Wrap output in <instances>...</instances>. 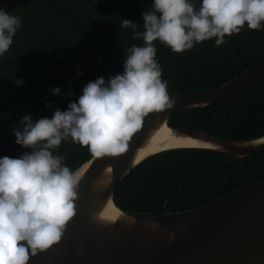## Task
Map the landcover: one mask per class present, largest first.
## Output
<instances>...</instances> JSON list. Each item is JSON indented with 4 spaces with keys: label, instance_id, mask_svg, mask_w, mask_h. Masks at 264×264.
I'll list each match as a JSON object with an SVG mask.
<instances>
[{
    "label": "trees",
    "instance_id": "16d2710c",
    "mask_svg": "<svg viewBox=\"0 0 264 264\" xmlns=\"http://www.w3.org/2000/svg\"><path fill=\"white\" fill-rule=\"evenodd\" d=\"M150 4L151 0H30L11 12L21 25L0 56V157H18L27 150L14 142L12 133L22 116L51 117L57 107L64 110L75 101L87 82L122 72L124 50L142 40L119 27L121 18L142 30L141 13ZM225 40L216 46L212 38L180 53L154 41L168 93L214 89L264 60V26H244ZM17 78L23 79L21 86L14 83ZM54 87L60 94L51 93ZM169 125L231 140L263 136L264 78L225 102L179 110ZM56 151L70 169L77 170L91 157L87 146L70 139ZM263 177L264 150L234 159L209 148H172L130 169L116 184L114 203L132 212L184 211Z\"/></svg>",
    "mask_w": 264,
    "mask_h": 264
},
{
    "label": "clouds",
    "instance_id": "9594fccd",
    "mask_svg": "<svg viewBox=\"0 0 264 264\" xmlns=\"http://www.w3.org/2000/svg\"><path fill=\"white\" fill-rule=\"evenodd\" d=\"M141 17L142 30L121 18L119 27L142 40L124 50L122 72L87 82L75 101L64 110L57 107L51 117L22 116L12 130L14 142L27 150L0 157V264H27L29 255L61 239L74 216L82 174L57 153L62 141L87 146L93 158L117 156L148 113L173 106L154 41L174 53L212 38L219 46L244 26H264V0H151ZM20 25L19 16L0 7V56ZM14 83L21 86L23 79ZM50 91L60 94L59 87ZM102 177L97 185L109 182L110 176Z\"/></svg>",
    "mask_w": 264,
    "mask_h": 264
},
{
    "label": "water",
    "instance_id": "95a60500",
    "mask_svg": "<svg viewBox=\"0 0 264 264\" xmlns=\"http://www.w3.org/2000/svg\"><path fill=\"white\" fill-rule=\"evenodd\" d=\"M30 0H0L11 13ZM264 78V60L214 89H189L169 94L171 108L148 113L133 133L125 152L92 156L77 189L75 214L59 241L27 264H264V177L220 198L189 210L151 213L122 210L114 203L116 184L155 150L169 128L204 146L232 154L234 159L264 150V135L250 140L225 139L214 134L169 125L171 116L190 107L215 105L249 90ZM192 147V146H191ZM102 174L106 185H97ZM113 206L114 212L106 211Z\"/></svg>",
    "mask_w": 264,
    "mask_h": 264
},
{
    "label": "bare ground",
    "instance_id": "6f19581e",
    "mask_svg": "<svg viewBox=\"0 0 264 264\" xmlns=\"http://www.w3.org/2000/svg\"><path fill=\"white\" fill-rule=\"evenodd\" d=\"M196 147V146H204L203 143L197 141L196 139L187 137L185 135H182L181 133H178L176 131H172L169 128H163L161 131L157 141H156V147L155 150L157 149H164L167 147ZM86 165V164H85ZM84 166H82L81 169H79L80 172L83 171ZM106 211L108 212H114L116 211L113 206H108L106 208Z\"/></svg>",
    "mask_w": 264,
    "mask_h": 264
}]
</instances>
